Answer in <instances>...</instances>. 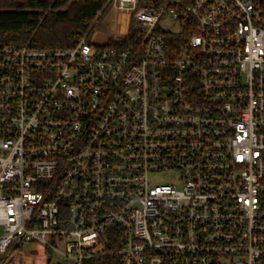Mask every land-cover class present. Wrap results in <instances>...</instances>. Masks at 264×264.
Here are the masks:
<instances>
[{
  "label": "built area",
  "instance_id": "built-area-1",
  "mask_svg": "<svg viewBox=\"0 0 264 264\" xmlns=\"http://www.w3.org/2000/svg\"><path fill=\"white\" fill-rule=\"evenodd\" d=\"M97 1L0 45V264H264V0Z\"/></svg>",
  "mask_w": 264,
  "mask_h": 264
},
{
  "label": "trees",
  "instance_id": "trees-1",
  "mask_svg": "<svg viewBox=\"0 0 264 264\" xmlns=\"http://www.w3.org/2000/svg\"><path fill=\"white\" fill-rule=\"evenodd\" d=\"M107 12L97 0H0V45L71 48L89 30L90 36ZM165 39L171 58L180 43L174 35Z\"/></svg>",
  "mask_w": 264,
  "mask_h": 264
},
{
  "label": "rangeland",
  "instance_id": "rangeland-1",
  "mask_svg": "<svg viewBox=\"0 0 264 264\" xmlns=\"http://www.w3.org/2000/svg\"><path fill=\"white\" fill-rule=\"evenodd\" d=\"M117 16V17H116ZM109 21V19H112L111 22H115V24L117 25L116 26V29H118L119 31L121 30H124V27L126 26V24L124 23V20H123V16H119V15H116V14H106L104 15V17L102 18V20L99 22V26H97L95 29H94V32H93V35L94 34H98L97 37H95V41H96V44H104L105 42V39L108 35L112 34L114 32V30H110V29H105L106 25H105V20ZM115 18H120L118 20H113ZM163 28L166 29V30H169L173 25L172 23H165V24H162ZM97 31V33H96ZM152 180L153 182L155 183H165L169 180H173V176H170V175H157V176H153L152 177ZM43 252V249L41 246H36V250H35V253H32V256H36V257H33L35 258V264H46V261H45V258H42L41 254ZM52 263H55L58 258L54 257L52 255Z\"/></svg>",
  "mask_w": 264,
  "mask_h": 264
}]
</instances>
